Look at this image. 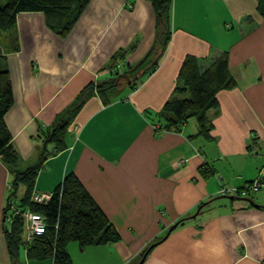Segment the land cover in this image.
<instances>
[{
    "label": "crops",
    "instance_id": "0c3cea01",
    "mask_svg": "<svg viewBox=\"0 0 264 264\" xmlns=\"http://www.w3.org/2000/svg\"><path fill=\"white\" fill-rule=\"evenodd\" d=\"M171 20L162 58L135 88L126 78L122 87L108 64L127 49L124 61L135 67L158 45L149 0H89L65 36L50 28L44 12H20L2 38L0 69L9 72L13 93L4 121L19 156L15 171L37 164L44 153L32 193H52L73 174L120 234L117 243L83 250L71 243L73 264H264V17L258 0H172ZM223 51L236 85L217 94L211 136L198 135L188 121L179 130L168 127L162 112L182 96L177 88L185 59L207 57L205 70ZM73 106L79 108L61 147L47 142L43 132ZM15 171L0 158V264H50L27 257L26 219L25 245L17 258L8 251L4 226L11 224L5 215L13 212L8 198ZM256 181L257 193L250 189ZM24 191L13 197L19 212Z\"/></svg>",
    "mask_w": 264,
    "mask_h": 264
},
{
    "label": "trees",
    "instance_id": "16d2710c",
    "mask_svg": "<svg viewBox=\"0 0 264 264\" xmlns=\"http://www.w3.org/2000/svg\"><path fill=\"white\" fill-rule=\"evenodd\" d=\"M149 1L156 14L158 45L152 47L135 67L124 61L127 49L116 52L108 64L116 80L126 78L132 83V88H135L140 78L150 75L156 69L171 37L172 0ZM88 2L89 0H6V4L0 6V54L3 49L2 38H6L5 35L14 30L18 13L44 12L50 21V28L65 36ZM258 11L264 17V0H258ZM206 59L207 57L198 59L195 56L185 59L179 73L181 85L177 88L182 96L166 102L162 117L168 127L172 126L178 130L188 119L194 117L199 125L197 134L208 138L214 126L209 112L218 107L217 94L221 90L233 88L236 82L229 71L227 51L210 59L209 67L204 70L201 65ZM115 85L114 82L109 84V87L113 88ZM98 88L101 90V85ZM12 103L9 72L0 69V158L15 171L20 162L19 156L11 143V135L4 121ZM78 108H69L60 115L52 130L43 132L47 142L53 139L56 141L55 145L61 147L67 126ZM45 157L42 153L37 164L15 171L12 178L8 198L12 202L19 186L25 187L18 204L22 212L14 216L10 225L4 226L7 248L12 257L17 258L20 249L25 245L22 235L26 206H29V212L40 213L47 224L45 233L33 236L25 247L27 257L32 260H47L50 264H73L69 253V246L73 242H76L81 250L119 242L120 234L117 229L73 174L63 178L46 203H33L31 197L34 183Z\"/></svg>",
    "mask_w": 264,
    "mask_h": 264
},
{
    "label": "built area",
    "instance_id": "2783aa9c",
    "mask_svg": "<svg viewBox=\"0 0 264 264\" xmlns=\"http://www.w3.org/2000/svg\"><path fill=\"white\" fill-rule=\"evenodd\" d=\"M261 182L256 181L250 185V189L257 191L261 187ZM246 190L243 191L245 193ZM52 193H33L32 201L33 203L40 204L46 203L51 198ZM8 208L13 210V212H6L5 221L10 222L16 214H19V211H16L14 203L11 199L8 200ZM26 229L29 237H33L36 235H42L46 230V222L44 221V217L37 212H27L26 213Z\"/></svg>",
    "mask_w": 264,
    "mask_h": 264
},
{
    "label": "rangeland",
    "instance_id": "374dc122",
    "mask_svg": "<svg viewBox=\"0 0 264 264\" xmlns=\"http://www.w3.org/2000/svg\"><path fill=\"white\" fill-rule=\"evenodd\" d=\"M6 4V0H0V6H4ZM12 32V31H11ZM11 32H9V33H11ZM121 80H120V82H121V84L123 83V81H124V78H120ZM122 87H124V84H122ZM188 122L191 124V125H194V127H195V125H196V128H195V132L196 131H198V121H197V119L196 118H194V117H192V118H190L189 120H188ZM61 146V145H60ZM19 161V160H18ZM18 165H19V162H18ZM22 189H23V186H19V188H18V192H17V197H20V195H21V193H22ZM254 192H256V191H254ZM257 193V192H256ZM74 244H76L77 245V243L76 242H73ZM157 245V244H156ZM153 246H155V245H151L147 250H149L150 248H152ZM69 248H70V246H69ZM147 253H148V251H146ZM145 252V253H146ZM140 261V260H139ZM138 261V262H139ZM137 262V263H138ZM136 263V264H137Z\"/></svg>",
    "mask_w": 264,
    "mask_h": 264
},
{
    "label": "water",
    "instance_id": "95a60500",
    "mask_svg": "<svg viewBox=\"0 0 264 264\" xmlns=\"http://www.w3.org/2000/svg\"><path fill=\"white\" fill-rule=\"evenodd\" d=\"M147 251H148V250H147ZM146 254H147V252L144 254V257L146 256ZM144 257H143V258H144Z\"/></svg>",
    "mask_w": 264,
    "mask_h": 264
}]
</instances>
